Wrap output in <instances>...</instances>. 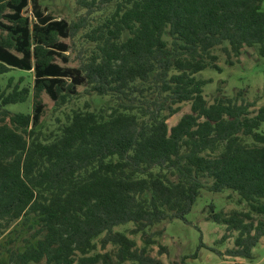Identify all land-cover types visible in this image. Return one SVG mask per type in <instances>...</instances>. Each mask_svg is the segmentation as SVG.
Listing matches in <instances>:
<instances>
[{
  "label": "trees",
  "instance_id": "1",
  "mask_svg": "<svg viewBox=\"0 0 264 264\" xmlns=\"http://www.w3.org/2000/svg\"><path fill=\"white\" fill-rule=\"evenodd\" d=\"M77 3L86 13L68 22L39 0H0V238L19 222L27 230L8 264H113L97 252L110 245L115 264H163L150 250L164 230H151L186 222L203 191L226 190L247 209L211 206L208 219L237 233L225 254L211 250L254 260L264 238V106L243 90L209 103L199 74L221 71L213 51L224 45L230 65L245 48L264 57V0ZM73 46L77 67L66 66ZM12 72L33 73V85ZM80 87L114 104L86 102L45 131L43 94L62 108ZM30 98L32 113L8 109ZM130 223L142 248L115 231Z\"/></svg>",
  "mask_w": 264,
  "mask_h": 264
},
{
  "label": "rangeland",
  "instance_id": "2",
  "mask_svg": "<svg viewBox=\"0 0 264 264\" xmlns=\"http://www.w3.org/2000/svg\"><path fill=\"white\" fill-rule=\"evenodd\" d=\"M39 4L45 13L68 22H72L86 13L85 8L79 6L77 0H39ZM262 10H264V3ZM24 14L34 20L31 6L25 10ZM78 39H75V43ZM164 39L171 44V38L167 32ZM65 42L72 45L74 40L68 39ZM226 46L218 47L213 51L219 57L217 64L221 71L210 67L199 74V77L208 81L204 89L206 99L212 103L217 96H234L236 90H243L248 100L257 102L256 109L264 106V57L259 55L258 48H245L239 58L232 59L233 64L230 65L223 51V47ZM77 50V47L73 46L69 56L70 62L66 66L77 67L79 65L76 61ZM10 75H15L16 80L24 76L25 83L31 86L34 83L33 73L12 72ZM218 89L222 90L221 93L218 92ZM84 90L85 87H80L79 91L82 95L62 108L56 107L55 102L47 94H43L42 100L46 109L42 125L45 131L55 130L60 123L65 122L66 116L72 114L73 110H84L86 102L91 105L92 109L109 107L114 104V100L110 97L98 95L85 97ZM8 109L14 112L32 113L33 99L30 98L26 104L11 105ZM189 112L190 105L186 103L178 114L169 119V126L176 125L180 118ZM262 131H264V124ZM237 199V195L229 190L218 194L203 191L192 212L187 216L186 222L182 220L166 222L151 230V232L164 230V234L155 237L157 243L151 248L150 255L161 260L163 264H264V238L255 248V258L251 261L244 258L221 256L211 250V248H215L218 252L225 254L228 249L234 247V240L237 236V233H228L225 225L208 219L211 206H214L217 212L224 211L228 214L233 211H246V206L239 205ZM133 228L134 225L130 223L117 227L115 231L128 234L137 242L138 247L142 248L144 243L141 234H130V230ZM15 232H20L21 235L16 238ZM26 234V227L22 222H19L11 232L0 238V264H8L7 249L9 247L23 248L21 242ZM226 234L230 237L224 243H220ZM13 240L15 243L12 242ZM201 245L203 246L200 248ZM97 252L110 253L113 264H115L117 249L114 246L110 245L104 251L98 249Z\"/></svg>",
  "mask_w": 264,
  "mask_h": 264
}]
</instances>
